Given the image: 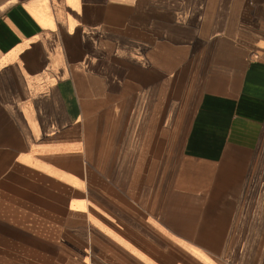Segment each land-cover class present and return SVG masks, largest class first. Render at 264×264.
<instances>
[{"label":"crops","instance_id":"1","mask_svg":"<svg viewBox=\"0 0 264 264\" xmlns=\"http://www.w3.org/2000/svg\"><path fill=\"white\" fill-rule=\"evenodd\" d=\"M0 264H264V0H0Z\"/></svg>","mask_w":264,"mask_h":264},{"label":"rangeland","instance_id":"2","mask_svg":"<svg viewBox=\"0 0 264 264\" xmlns=\"http://www.w3.org/2000/svg\"><path fill=\"white\" fill-rule=\"evenodd\" d=\"M185 213H186V215H188L189 212H185ZM262 234H263V232H262ZM254 235H255L254 234V228H252L248 231V236L246 237V242L235 244L236 249H245V250L262 249L261 240H259V242L251 240ZM241 247H243V248H241Z\"/></svg>","mask_w":264,"mask_h":264}]
</instances>
